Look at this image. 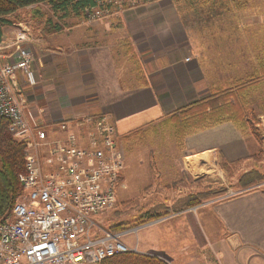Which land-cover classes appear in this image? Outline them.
<instances>
[{"label": "crops", "instance_id": "1", "mask_svg": "<svg viewBox=\"0 0 264 264\" xmlns=\"http://www.w3.org/2000/svg\"><path fill=\"white\" fill-rule=\"evenodd\" d=\"M175 4L161 0L128 10L114 18L116 22L101 20L99 26H107L104 32L85 30L84 25L69 31L54 23L45 25L53 30L33 45L35 83L19 75L29 120L60 132L61 123L76 130L82 117L106 116L119 138H125L208 96L211 85ZM62 14L80 18L82 12ZM60 35L73 43L55 44ZM6 38L4 34L2 43ZM217 131L199 133L209 134L203 150L222 148L204 157L209 169L211 163L221 162L220 154L228 161L243 154L236 138L217 141L212 135ZM164 217L133 236L139 254L167 264H264V186L210 202L200 213L180 211Z\"/></svg>", "mask_w": 264, "mask_h": 264}, {"label": "rangeland", "instance_id": "2", "mask_svg": "<svg viewBox=\"0 0 264 264\" xmlns=\"http://www.w3.org/2000/svg\"><path fill=\"white\" fill-rule=\"evenodd\" d=\"M174 1L210 89L224 91L237 89L239 85V88L250 86L244 88L243 93L251 109L252 130L224 121L202 131L188 129L181 135L177 132L176 121L170 120L172 124L167 118L137 129L140 137L131 134L128 140L120 137L125 169L116 202L102 217L106 229L116 230L117 226L133 229L152 215L164 217L180 211L200 213L210 202L256 191L264 185V79L259 71L264 67V0ZM36 9L41 11L43 18L35 14ZM52 9L50 4H43L39 8L18 11L11 17L13 24L5 29L7 38L17 25L26 24L35 57L34 43L42 36L52 35L53 28L49 30L44 20L63 26L66 31L79 25L88 26L85 30L93 29L94 32H104L107 28L106 25L99 26V21L86 25L81 23V17L63 18L62 12L57 15ZM59 41L73 43L67 35H60L52 42ZM206 95L205 99L211 92ZM216 128L218 131L212 135L217 141L236 138L243 154L228 161L227 156L223 158L219 153L221 162L211 163L209 169V164L203 162L204 157L220 152L222 148L203 150L209 134L199 133ZM12 135L25 145L26 134ZM209 170L215 172L211 174ZM194 200L200 202L192 203ZM127 242L133 243V235Z\"/></svg>", "mask_w": 264, "mask_h": 264}, {"label": "built area", "instance_id": "3", "mask_svg": "<svg viewBox=\"0 0 264 264\" xmlns=\"http://www.w3.org/2000/svg\"><path fill=\"white\" fill-rule=\"evenodd\" d=\"M93 1V8L82 10L81 23L114 19L161 0ZM7 39L0 44V127L7 124L11 134L27 138L19 176L23 194L0 218V264H103L139 253L129 237L166 219L119 231L102 225L125 169L116 127L106 116L82 117L76 130L61 123L60 132L31 122L19 77L35 83L31 33L19 24Z\"/></svg>", "mask_w": 264, "mask_h": 264}, {"label": "trees", "instance_id": "4", "mask_svg": "<svg viewBox=\"0 0 264 264\" xmlns=\"http://www.w3.org/2000/svg\"><path fill=\"white\" fill-rule=\"evenodd\" d=\"M41 4H50L53 11L73 12L77 14H80L85 8H93L95 6L93 0H0V44L3 42L4 29L13 24L11 20L13 15L21 9L31 6L39 8ZM35 14L43 18L39 9L35 10ZM51 22L50 20H44L46 25ZM128 52L132 58L138 60V56L131 49ZM259 71L264 79V67L260 68ZM242 86L239 88V85L237 89L231 88L224 91L212 90L210 97L192 103L177 111V113L175 112L168 121H176L177 132L181 135H183L184 131H188V129L202 131L201 129L203 128H211L224 121L232 122L244 128L248 127L252 130V125L249 122L251 109L247 103L248 101H245L246 95L243 93L244 88L248 89L250 86ZM139 133L140 131H136L131 136L140 137ZM127 138L129 137L127 136L124 139L126 140ZM24 149V143L16 141L9 132L8 125L3 124L0 127V218L5 216L13 208L23 194L19 176L25 172ZM199 202V200L192 201L195 204ZM159 218H161L160 215H152L143 219L141 223L152 222ZM119 230H123V228L117 226L116 231ZM103 264L167 263L157 257L139 253H128L107 259Z\"/></svg>", "mask_w": 264, "mask_h": 264}, {"label": "bare ground", "instance_id": "5", "mask_svg": "<svg viewBox=\"0 0 264 264\" xmlns=\"http://www.w3.org/2000/svg\"><path fill=\"white\" fill-rule=\"evenodd\" d=\"M4 34H6V33H4Z\"/></svg>", "mask_w": 264, "mask_h": 264}]
</instances>
